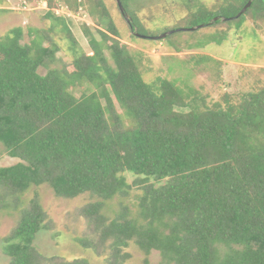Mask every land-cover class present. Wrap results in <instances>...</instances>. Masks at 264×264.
Here are the masks:
<instances>
[{"label": "trees", "instance_id": "16d2710c", "mask_svg": "<svg viewBox=\"0 0 264 264\" xmlns=\"http://www.w3.org/2000/svg\"><path fill=\"white\" fill-rule=\"evenodd\" d=\"M44 1L53 21L49 31L29 29L32 37L22 43L18 26L0 38V144L18 159L0 167V192L22 207L3 238L9 264H56L34 245L47 224L38 194L26 202L19 197L42 184L57 197L98 198L78 210L85 223L79 241L87 248L109 242L107 264H119V244L127 240L146 254L157 251L166 264H264V85L235 100L225 93L223 102L209 106L186 80L147 82L140 54L120 43L110 19L106 31L98 29L99 39L83 27L91 50L83 52L67 19L51 12L56 0ZM64 1L76 9L83 5ZM92 1L108 15L101 0ZM129 1L120 0L128 27L148 36ZM248 1L232 0L216 11L201 8L189 23L239 28L248 15L264 20V0H252L235 18ZM55 27L68 41L72 70L56 66ZM226 33L205 36L194 46L220 44ZM77 88H83L79 96ZM124 171L144 176L135 182L138 209L132 217L123 209L108 220L100 209L126 194Z\"/></svg>", "mask_w": 264, "mask_h": 264}, {"label": "rangeland", "instance_id": "374dc122", "mask_svg": "<svg viewBox=\"0 0 264 264\" xmlns=\"http://www.w3.org/2000/svg\"><path fill=\"white\" fill-rule=\"evenodd\" d=\"M230 2L232 0H130L129 5L137 23L148 34L145 38L130 30L116 0H101L107 16L102 14V6H97L92 0H82L83 5L77 9L64 0H56L51 12L67 19L70 30L85 53L91 50L83 27L86 26L99 39L98 29L106 31L109 19L112 20L120 34V43L131 52L140 54L138 66L147 82L156 77L186 80L196 94L211 106L223 102L225 93L234 96L235 100L239 94L255 91L264 85V20H255L248 15L239 28L234 24L220 23L210 28L175 30L197 27L191 26L189 21L191 14L199 9L216 11ZM48 11L44 0H0V38L18 26L23 29L22 43L31 39L33 33L30 35L29 29L49 31L53 21L46 17ZM55 29L51 37L58 46L56 66L72 70L68 41L60 33L59 27ZM223 31L227 32L224 42L206 43L203 48L194 46L199 39ZM163 34L166 36L158 38ZM47 44L44 42V45ZM106 54L108 56L107 51ZM199 56H208L211 60L202 61ZM46 71L44 67L39 68L41 75ZM82 90L77 88L75 95L79 96ZM116 107L120 111L117 103ZM17 161L0 144V167L13 165ZM120 176L125 178L129 188L125 195L117 194L103 202L100 213L108 220L115 218L123 209L127 217H132L138 209L141 190L135 182L144 176L129 171L122 172ZM150 181L156 183L153 179ZM34 193L38 194L39 202L47 213V224L34 239V245L42 256L55 258L56 264H67L76 259L84 260L86 264H107L111 251L109 242L99 248H87L79 241L83 238L85 223L78 210L86 203L96 202L98 198L88 193L73 199L57 197L48 184H42L32 185L19 195L20 200L26 202ZM21 209L15 207L11 196L0 192V264H9L3 238L18 220ZM116 246L113 244L112 248ZM119 246L118 250L124 256L118 260L119 264H166L157 251L146 254L131 240Z\"/></svg>", "mask_w": 264, "mask_h": 264}, {"label": "water", "instance_id": "95a60500", "mask_svg": "<svg viewBox=\"0 0 264 264\" xmlns=\"http://www.w3.org/2000/svg\"><path fill=\"white\" fill-rule=\"evenodd\" d=\"M116 2H117V5H118V8H119V10L121 11V13L122 14H125L124 13V8H123V6H122V4H121V2H120V0H116ZM251 2H252V0H249L247 3H246V5L242 8V10L237 14V16L235 17V18H238V17H240L247 9H248V7L251 5ZM125 16V19L129 22V17L128 16H126V15H124ZM214 20H217V18H214ZM203 25H199V26H197V27H195V28H189V29H178V30H175V31H182V30H194V29H196V28H199V27H202ZM173 32V31H172ZM172 32H169V33H172ZM135 33V35H137V36H140V37H143V38H145L146 36H144V35H139L138 33H136V32H134ZM166 36V34H163L162 36H160V37H158V38H163V37H165Z\"/></svg>", "mask_w": 264, "mask_h": 264}]
</instances>
